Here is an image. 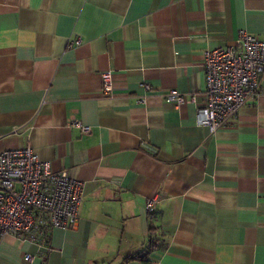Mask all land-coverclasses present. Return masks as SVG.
Returning <instances> with one entry per match:
<instances>
[{"label": "crops", "instance_id": "obj_1", "mask_svg": "<svg viewBox=\"0 0 264 264\" xmlns=\"http://www.w3.org/2000/svg\"><path fill=\"white\" fill-rule=\"evenodd\" d=\"M240 31L264 40V0H0V152L83 182L76 228L0 238V264H264V73L227 127L197 123L204 53Z\"/></svg>", "mask_w": 264, "mask_h": 264}, {"label": "built area", "instance_id": "obj_2", "mask_svg": "<svg viewBox=\"0 0 264 264\" xmlns=\"http://www.w3.org/2000/svg\"><path fill=\"white\" fill-rule=\"evenodd\" d=\"M80 43V39L69 45ZM205 98L197 109V123L210 132L227 127L241 107L258 94L264 73V40L240 31L237 45L218 47L204 53ZM102 94L113 95L111 71L102 73ZM147 91L149 83L142 82ZM196 94L185 95L170 89L163 97L176 105L196 101ZM143 103L146 97H139ZM70 128L89 135L92 127L73 118ZM83 197V182L68 171H55L30 147L0 152V238L8 235L31 241H46L54 228H76ZM156 198L146 201L147 212L156 211ZM27 259L31 258L29 255Z\"/></svg>", "mask_w": 264, "mask_h": 264}, {"label": "trees", "instance_id": "obj_3", "mask_svg": "<svg viewBox=\"0 0 264 264\" xmlns=\"http://www.w3.org/2000/svg\"><path fill=\"white\" fill-rule=\"evenodd\" d=\"M151 247H152V245L150 244V245H149V248H151Z\"/></svg>", "mask_w": 264, "mask_h": 264}]
</instances>
